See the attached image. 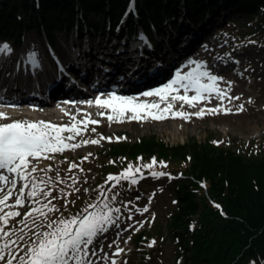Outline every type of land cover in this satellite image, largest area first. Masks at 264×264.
<instances>
[{"label":"rangeland","instance_id":"374dc122","mask_svg":"<svg viewBox=\"0 0 264 264\" xmlns=\"http://www.w3.org/2000/svg\"><path fill=\"white\" fill-rule=\"evenodd\" d=\"M227 2L225 1L220 7L225 6ZM227 12L231 16L230 19H221L220 25L214 31V35L210 36L220 42L217 45L209 43L208 47H198L196 55H200L199 61L209 65L206 70L218 77H223V83L218 84L221 89L227 87V79L234 77L235 85L236 83L238 85L231 87L229 95L233 97L239 96L240 99L232 101V105L229 107L232 109L231 113L226 115L206 114L203 118L191 115L187 120L148 121L144 125L133 121L120 124H114L113 122L115 121L109 123L106 118L108 114H111L109 110L99 109L98 114L91 111L94 114L87 115V118L99 121L98 125L89 124V131L83 137H76L72 143L80 142L81 139H96L99 140L98 144L82 145L75 151L53 154L54 159L41 160L39 162L38 167L47 168L51 166L53 169L47 174L48 176L55 179L58 172L64 180V183L55 186V190L52 193L54 197H57L52 200V204L58 203L59 208H57L59 211L49 213V219L55 220L81 216L86 214L84 213L86 207H88L89 212L102 211L105 204H111L113 208L119 207L121 209L118 214L113 212V216L118 215L120 217L117 220L118 227L116 225L109 227V230L96 241V243H100L99 247L101 244L103 245V253L101 255L107 253L110 258L117 260V264H125V262L126 264H184V259L181 256L179 258L176 257L178 245L194 240L195 233L202 229L203 224L208 228H216L219 223L221 224L225 220V211L221 204H217L219 207L214 206L207 189L208 184L203 181L200 183L202 192H199V189H194L196 192L195 196H202L200 193H204L207 196L208 203L202 201L204 198H201L199 202H202H198L200 204L198 213L194 216L188 215L184 222L183 218L179 217L181 223H176L175 220L177 216L181 215L182 207L179 198L181 190L176 189L175 186L180 184L186 186L189 184L186 181L191 178L187 176V171L192 167V155L184 153V156L179 157L177 154L163 156L159 153L151 155L139 153L134 157L127 153L123 155L125 152L115 153L113 146L123 147L124 145L141 143L143 139L149 137H155L157 142L164 143L163 145L169 149L196 141L199 145L205 143L219 147V149L234 151L235 154L240 155V159L264 154V13L256 15L253 20L248 21L242 17L243 14L240 13V8L237 12H232L231 8ZM91 19L98 20L95 16ZM83 29L85 30V27ZM171 34L173 35L172 32ZM106 35L107 37L109 35L107 29L103 36L97 32V37H93V39L87 38V43L91 41L90 45L92 47L99 46L102 51L108 53L114 51V49L120 51L121 48L123 51L125 44L123 39L120 44L114 40L108 46L105 44L107 37L105 38L104 36ZM77 37L76 31L73 32L72 36L66 31L59 32L56 36L58 42V48H55L56 54L58 53L60 57L69 56L71 58L72 56V58L76 59L77 52L74 50L73 45L75 44L79 49L84 47L78 44ZM173 37H176L175 34ZM67 38L68 40H66ZM70 40H73L72 43L67 44ZM132 41H136V39L132 38ZM23 42L24 46L19 48L20 45L17 47L15 41L7 39L5 44L12 51L10 54L0 53V57L3 60V62L1 60L0 64V78L4 79L5 82H10L12 79V83H14L13 79L17 77H14L15 74H20L19 80L24 78L25 73L18 70L19 67H16L20 62V56L23 60H26L25 56L35 53L40 62L51 63L50 60L44 59V56L49 53L52 57L51 61L54 62L56 60L51 51L47 52L48 44L45 37L37 36L35 31H26ZM169 44L168 42L164 43V47L167 50L171 49ZM217 53L222 58L223 55L229 56L230 58L226 59L237 65L235 72H243V78L235 75L234 71H216L213 68V64ZM215 66L219 67L217 63ZM221 66H224V70L227 68L224 64H221ZM11 74L14 75L11 76ZM74 79L76 78L74 77ZM110 93L115 92H108L105 95L108 96ZM90 94L92 95L89 98H95V93ZM213 100L215 102L208 105L216 106L219 104L218 100L215 98ZM249 100L252 102L246 104L245 102ZM228 103L229 101L225 100V105ZM241 104L244 105V111L237 112ZM200 106L197 105L194 109H189V106H186L185 111L186 113H194ZM16 109L21 110L22 107L16 106ZM102 112L105 113L104 116L100 115ZM84 114L86 112H80L76 119L78 121L85 120ZM7 115L11 119L0 121V123H11L15 120L29 122L38 120L51 122L54 125H70L72 122L69 117L59 120L50 116L35 118L34 116L27 117L22 114ZM80 127L82 128L83 125L81 124ZM93 127L96 128L95 132L91 131ZM64 135L68 134L65 133ZM101 136L111 137L112 142L100 139ZM117 137L123 139L117 141ZM170 151L173 152V150ZM84 157H87V159L85 160ZM111 157L114 159V164L110 163ZM151 158L155 159L156 163L150 168L143 167V165L152 163ZM73 163L78 165V167L69 172V165ZM130 165L132 166L134 178L138 182L133 185L128 181L122 180L115 187H112L111 185L115 182H109L107 177L109 175H120ZM137 167L140 168L139 173L135 172ZM153 172H163L165 175L153 178L151 175ZM39 174L43 175V173ZM71 176L78 178L79 183L75 185V188H79L78 192L74 191L72 180L69 179ZM48 190L52 189L49 188ZM61 190H63V193L73 192L66 199H63L60 198ZM113 195H116L115 202L111 200ZM73 199L78 200L76 208L73 207ZM93 204L99 207L95 209L89 207ZM32 206L39 207V205ZM145 208L147 211H139ZM28 210L27 207L20 209L22 213ZM129 216H131V219L128 218ZM155 216L156 218L154 219ZM153 219L154 221L152 222ZM181 225L189 226L191 234H182V228L179 227ZM218 230L222 229H215V231ZM226 235L234 236V238H231L232 241L238 240L236 241L235 249L231 252L233 260L230 264H245V261L240 258L244 247L240 243L241 240L236 237V232L234 230L228 231ZM113 241L116 243H113ZM110 244L112 245L111 248L108 246ZM117 245L124 251L119 256L113 257L112 254L116 251ZM189 254L186 252L185 256ZM197 257L195 254V260H199ZM192 262L191 264H196L194 261ZM101 264H107V262H101Z\"/></svg>","mask_w":264,"mask_h":264},{"label":"snow or ice","instance_id":"6c2138e0","mask_svg":"<svg viewBox=\"0 0 264 264\" xmlns=\"http://www.w3.org/2000/svg\"><path fill=\"white\" fill-rule=\"evenodd\" d=\"M141 39L143 40L144 37L141 36ZM11 51L7 44L0 46V53L10 54ZM29 59L34 61L35 53H30ZM201 68L206 69V66L197 63L196 69L187 74L177 71L175 77L163 87L142 94L144 97H158V102H137V97L110 93L103 99L98 96L95 105L100 109L110 110L111 114L106 116L109 123L123 122L127 113H131L130 119L135 121L142 119L162 121L169 118V115L171 118L187 120L191 115L203 118L206 113L213 115L220 112L231 113L232 109L223 106L224 101L232 102L240 99L239 96L229 95L231 82H227V87L221 89L218 84L223 81V77H218L208 70L201 71ZM181 90L183 94H180ZM189 92L194 95L190 96ZM211 98L220 101V104L206 110L201 108L195 113L172 111L176 102H181V107L187 105L195 108L205 100L211 103ZM88 103L91 105L93 102ZM161 104L165 106L161 108ZM2 106L15 107L6 104ZM242 111H244V105L241 104L237 112ZM64 114L70 115L67 112ZM84 115L85 120L83 121H78L76 116H70L72 121L70 125L21 120L0 123V264H101V262L117 264V260L110 258L107 253L101 255L103 253L102 244L98 250L94 245L98 238L109 230V227L113 225L118 227L117 220L120 217L113 216V212L120 213L119 207L113 208L111 204H105L104 210L92 212H89L86 207L84 209L86 214L81 216L49 219V213L59 211L52 204V200L57 198L52 193L55 186L64 183V180L58 172L55 179L48 176L47 174L53 169L51 166L40 168L38 167L39 162L54 159L53 154H63L65 151H75L82 145L99 143L96 139H81L80 142L72 143L76 137H83L89 131V124L98 125L99 123L97 120H89L87 114ZM100 115L104 116L105 113L102 112ZM8 119L11 117L0 112V121ZM91 131L95 132L96 128H91ZM65 133L68 135H64ZM100 139L112 142L111 137L101 136ZM116 139L119 141L123 138L117 137ZM84 159L86 160L87 157ZM155 163L153 159L151 164L143 165V167L150 168ZM77 167L78 165L74 163L70 164L68 171L71 172ZM135 172L139 173L140 168L137 167ZM151 175L153 178H158L165 173L153 172ZM69 179L72 180L74 191L78 192L79 188H75V185L79 183L78 178L71 176ZM107 180L115 182L111 185L112 187L122 180L133 185L138 182L134 178L131 165L120 175H109ZM49 188L52 190H48ZM71 194L63 193L61 190L60 198L66 199ZM111 200L115 202L116 195H113ZM32 205H39V207ZM26 207L29 210L22 213L20 209ZM89 207L95 209L99 206L93 204ZM139 211L143 212L147 209ZM128 218L131 219V216ZM113 243L116 242L113 241ZM108 246L112 247L111 244ZM123 251L117 245L112 256H119ZM252 264H255V261ZM261 264H264V260Z\"/></svg>","mask_w":264,"mask_h":264},{"label":"trees","instance_id":"16d2710c","mask_svg":"<svg viewBox=\"0 0 264 264\" xmlns=\"http://www.w3.org/2000/svg\"><path fill=\"white\" fill-rule=\"evenodd\" d=\"M225 1L228 0H137V3L141 25L149 30L150 22L161 27L166 17H179L182 6L186 5L190 19H195L208 12L213 15L217 10L221 11L220 5ZM129 2L130 0H0V36H9L21 43L23 33L37 30L53 41L59 32L70 31L76 21L86 24L93 31H100L104 26H117ZM231 2V9L240 8V13L246 19L252 20L256 15L264 13V0ZM93 16L98 20H90ZM131 26L136 25L133 23ZM163 144L157 142L155 137H149L141 143L113 148L115 153L125 152L123 155L127 153L134 157L139 153H159L163 156L177 154L179 157L184 156V153L192 155V167L187 171V176L191 178L186 181L189 184L175 186L181 190L179 198L182 207L176 223H181L179 217L184 222L188 215L197 214L202 201L208 203L204 193H200L202 196H195L194 189L202 192L200 183L203 181L208 184L207 189L214 206L221 204L225 211V220L216 227L222 230L215 231L216 228H208L203 224L202 229L195 233L194 240L178 245L176 257L181 256L184 264H191L192 261L196 264H230L233 260L231 252L238 240L232 241L234 236L226 235V232L234 230L244 247L240 258L245 264H252L253 261L261 264L264 260V154L240 159V155L234 151L205 143L199 145L196 141L172 149ZM111 160L114 161L113 157ZM201 198L204 199L199 202ZM73 203L77 206L78 200L74 199ZM179 227L182 228V234H191L189 226ZM242 235L244 236L241 238ZM186 252L190 254L185 256ZM195 254L199 260H195Z\"/></svg>","mask_w":264,"mask_h":264},{"label":"bare ground","instance_id":"6f19581e","mask_svg":"<svg viewBox=\"0 0 264 264\" xmlns=\"http://www.w3.org/2000/svg\"><path fill=\"white\" fill-rule=\"evenodd\" d=\"M116 29V28H115ZM198 57V55H194L193 56V58L194 59H196ZM225 61L226 62H224V60H222V61H220V63H219V67H216V68H214L216 71H221V72H223V71H227V70H229V71H234V74L235 75H237V76H239V77H241V78H243L242 76H240L239 75V73L237 72V73H235V71H236V64L234 63V62H231V61H229V60H226V58H225ZM229 62V63H228ZM197 63H199V64H203V63H201L200 61L199 62H197ZM197 63H192V64H190L189 65V68H188V70L187 71H185V72H183V71H181L182 72V74H187L188 72H190V71H193L194 69H196V66H197ZM221 64H224V65H226L225 67H227V68H225V70H224V66H222L221 67ZM203 65H205L206 67L208 66L207 64H203ZM220 69V70H219ZM201 71H204V70H206V69H204V68H201L200 69ZM175 77V74L174 75H172V77L170 78V80L171 79H173ZM232 79H234V77H232V78H230V79H227V81L226 82H231V85L232 86H234V82L232 81ZM170 80H167L166 81V83H164L163 85H161V86H158V87H156V88H153V89H150V90H146V91H152V90H155V89H157V88H160V87H163L165 84H167V83H169L170 82ZM230 80V81H229ZM124 83V82H123ZM220 83H223V81L222 82H220ZM12 85H15L14 83H12ZM236 86V85H235ZM145 91V92H146ZM144 93V92H143ZM143 93H140L139 95H137V96H135V97H137L138 98V100H137V102H149V103H154V102H158V97H144L142 94ZM180 94H183L182 93V90H181V93ZM190 96L193 94L194 95V93H192V92H189L188 93ZM117 95V94H116ZM89 93H85L84 95H83V97L81 98V100L80 101H70L69 103H67V104H65V101H62V102H60V103H58V104H50L49 106H45L44 108H41V109H37V110H35L32 106H27L28 108H25V109H21V110H18V109H16V106L15 107H7V106H2V105H0V112H4V113H6V114H10V115H16V114H22V115H26L27 117H31V116H34L35 118H39V116H42V117H44V116H50L51 118H55V119H59V120H61V119H63L64 117H69L70 118V116H77L80 112H82V111H84V112H86V114L89 116L90 114H94V113H96V114H98L99 113V109L100 108H98L96 105H95V100H96V98L99 96V97H101L102 99L103 98H106L107 96L106 95H104V94H102V93H98V95H95V98H93V99H91V98H89ZM122 96V95H121ZM126 97H132V96H126ZM89 101H92L93 103L91 104V105H89ZM213 102H215L214 100H213V98H211V103H213ZM180 103L181 102H176L175 103V105H174V107H173V109H172V111L173 112H175V111H183V112H186L185 111V107L187 106V105H184L183 107H181L180 106ZM211 103H209L207 100H205V101H203L202 103H199L198 105H201L198 109H196L195 110V112H198L201 108H204L205 110L207 109V108H214V107H217L219 104H220V101H219V104H217L216 106H210V105H208V104H211ZM246 104H249V102L248 101H246L245 102ZM7 105H13V104H7ZM58 105H61V106H58ZM230 105H232V102H229L227 105H225V101H224V104H223V106L224 107H226V108H229L230 107ZM165 105L164 104H161V108H163ZM179 106V107H178ZM29 107H31V108H29ZM189 109H194V108H190V107H188ZM230 109V108H229ZM63 110V111H62ZM91 111H93L94 113H92ZM110 111V110H109ZM65 112H67V113H69L70 115H65L64 113ZM194 112V113H195ZM207 114V113H206ZM205 114V115H206ZM218 115H226V114H224L223 112H220V113H218ZM130 116H131V113H127L126 115H125V117L123 118V122H113L114 124H120V123H125V122H130V121H133V122H139V123H141V124H144L145 125V123H147L148 121H152L151 119H142L141 121H135V120H131L130 119ZM168 119H172V120H177V119H181V118H171V116L169 115V118H167V119H165V120H168ZM38 121V120H37Z\"/></svg>","mask_w":264,"mask_h":264}]
</instances>
